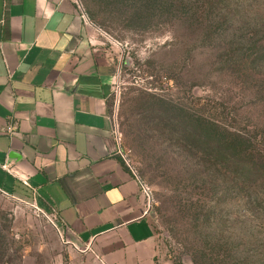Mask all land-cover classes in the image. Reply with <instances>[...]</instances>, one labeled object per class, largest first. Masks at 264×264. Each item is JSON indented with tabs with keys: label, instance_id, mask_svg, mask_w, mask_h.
<instances>
[{
	"label": "rangeland",
	"instance_id": "1",
	"mask_svg": "<svg viewBox=\"0 0 264 264\" xmlns=\"http://www.w3.org/2000/svg\"><path fill=\"white\" fill-rule=\"evenodd\" d=\"M75 1L114 57L119 148L163 256L264 264V0ZM71 249L55 211L0 190V264Z\"/></svg>",
	"mask_w": 264,
	"mask_h": 264
},
{
	"label": "crops",
	"instance_id": "2",
	"mask_svg": "<svg viewBox=\"0 0 264 264\" xmlns=\"http://www.w3.org/2000/svg\"><path fill=\"white\" fill-rule=\"evenodd\" d=\"M116 69L75 0H0V190L55 211L69 264H173L114 138Z\"/></svg>",
	"mask_w": 264,
	"mask_h": 264
},
{
	"label": "built area",
	"instance_id": "3",
	"mask_svg": "<svg viewBox=\"0 0 264 264\" xmlns=\"http://www.w3.org/2000/svg\"><path fill=\"white\" fill-rule=\"evenodd\" d=\"M76 2V1H75ZM79 10V9H78ZM80 12V15L82 17V19L85 21V22H90L89 19L87 18V16L85 15L84 12H82L81 10H79ZM14 126L13 124H10L8 126V130L11 132L13 130ZM113 134H114V138H115V141L117 142L118 146L120 147V141H121V136H120V133L118 132V129H117V124H116V121L113 117ZM119 153L123 156L120 148H119ZM124 158V157H123ZM132 170V169H131ZM133 171V170H132ZM133 173L135 174V176L137 177V179L139 180V183H140V187H141V192L142 194L145 196V199H146V203H147V206L148 208H151L152 207V202H153V197H152V193L150 191V189L148 188V186H146L144 184L143 181H141L139 179V177L136 175V173L133 171Z\"/></svg>",
	"mask_w": 264,
	"mask_h": 264
},
{
	"label": "trees",
	"instance_id": "4",
	"mask_svg": "<svg viewBox=\"0 0 264 264\" xmlns=\"http://www.w3.org/2000/svg\"><path fill=\"white\" fill-rule=\"evenodd\" d=\"M251 141H252V139H251ZM249 195H252L251 193H249ZM257 197V196H256Z\"/></svg>",
	"mask_w": 264,
	"mask_h": 264
}]
</instances>
